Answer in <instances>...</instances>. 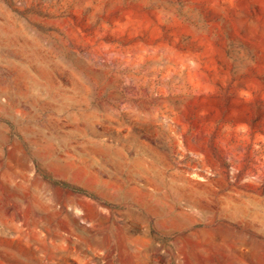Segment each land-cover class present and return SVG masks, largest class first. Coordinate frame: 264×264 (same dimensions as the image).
Returning <instances> with one entry per match:
<instances>
[{"label":"rangeland","instance_id":"rangeland-1","mask_svg":"<svg viewBox=\"0 0 264 264\" xmlns=\"http://www.w3.org/2000/svg\"><path fill=\"white\" fill-rule=\"evenodd\" d=\"M0 264H264V0H0Z\"/></svg>","mask_w":264,"mask_h":264},{"label":"trees","instance_id":"trees-1","mask_svg":"<svg viewBox=\"0 0 264 264\" xmlns=\"http://www.w3.org/2000/svg\"><path fill=\"white\" fill-rule=\"evenodd\" d=\"M76 192H81V191H77L76 189H74Z\"/></svg>","mask_w":264,"mask_h":264}]
</instances>
